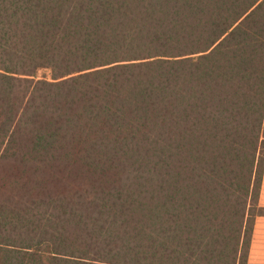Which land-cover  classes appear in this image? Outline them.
<instances>
[{
	"label": "trees",
	"instance_id": "16d2710c",
	"mask_svg": "<svg viewBox=\"0 0 264 264\" xmlns=\"http://www.w3.org/2000/svg\"><path fill=\"white\" fill-rule=\"evenodd\" d=\"M261 125L264 0H0V264H246Z\"/></svg>",
	"mask_w": 264,
	"mask_h": 264
},
{
	"label": "crops",
	"instance_id": "0c3cea01",
	"mask_svg": "<svg viewBox=\"0 0 264 264\" xmlns=\"http://www.w3.org/2000/svg\"><path fill=\"white\" fill-rule=\"evenodd\" d=\"M258 207L264 209V173L258 196ZM246 264H264V215L254 220Z\"/></svg>",
	"mask_w": 264,
	"mask_h": 264
},
{
	"label": "rangeland",
	"instance_id": "374dc122",
	"mask_svg": "<svg viewBox=\"0 0 264 264\" xmlns=\"http://www.w3.org/2000/svg\"><path fill=\"white\" fill-rule=\"evenodd\" d=\"M244 91L246 92L247 89L245 88ZM258 137H259V139H258L259 142L258 143L260 144L259 147H260V150H261L262 146H264V144H261V141L264 140V125L260 126V129L258 131ZM262 152H264V151H262Z\"/></svg>",
	"mask_w": 264,
	"mask_h": 264
}]
</instances>
